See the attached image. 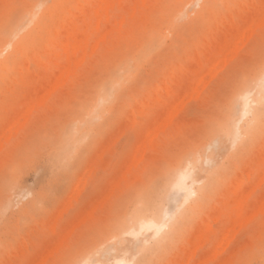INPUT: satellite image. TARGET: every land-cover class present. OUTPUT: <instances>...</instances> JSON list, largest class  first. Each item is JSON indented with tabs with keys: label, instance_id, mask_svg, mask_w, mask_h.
<instances>
[{
	"label": "rangeland",
	"instance_id": "obj_1",
	"mask_svg": "<svg viewBox=\"0 0 264 264\" xmlns=\"http://www.w3.org/2000/svg\"><path fill=\"white\" fill-rule=\"evenodd\" d=\"M98 1L0 0V264H264V118H243L239 145L222 130L241 89L256 94L264 0H110L97 30ZM73 26L88 39L68 57ZM188 160L182 206L162 185ZM147 203L175 216L168 234L130 236Z\"/></svg>",
	"mask_w": 264,
	"mask_h": 264
},
{
	"label": "bare ground",
	"instance_id": "obj_2",
	"mask_svg": "<svg viewBox=\"0 0 264 264\" xmlns=\"http://www.w3.org/2000/svg\"><path fill=\"white\" fill-rule=\"evenodd\" d=\"M129 1V0H128ZM133 1V0H132ZM46 5V4H45ZM47 6V5H46ZM92 6V5H91ZM110 6H111V4H110V0H99L98 1V4L96 5V6H92L91 8H95L94 9V14H96L97 16H99L100 17V19L98 20V25H97V30H99V28H100V24H101V21H102V16L106 13V14H108V12H107V10L110 8ZM38 7V6H37ZM43 8V7H42ZM35 9H39V8H35ZM41 9V8H40ZM42 10V9H41ZM184 12H186V10L184 11ZM184 12H183V15H185L186 16V13L184 14ZM205 12V11H204ZM193 13V12H192ZM30 14V13H29ZM194 14V13H193ZM41 15H42V13H41ZM37 16H39V14L37 15ZM254 17V16H253ZM35 18H36V16H35ZM259 24V23H258ZM28 25H29V23H28ZM253 25V24H252ZM260 25H261V23H260ZM228 26V25H227ZM258 26V25H257ZM228 27H230V25L228 26ZM24 28H26V27H24ZM109 28V27H108ZM249 28L251 29V25H250V27H248V29L247 30H249ZM31 29V28H30ZM21 30H23V29H21ZM246 30V29H245ZM14 31V30H13ZM29 31V30H28ZM27 31V32H28ZM77 32H78V30H75L74 29V26L73 27H68L67 29H66V41H65V43H64V49H65V51H66V53L68 54V57L71 55V54H73V53H76L80 48H82L83 47V44L85 43V41L84 40H87L88 39V35H87V33L85 32L84 34H85V39H80L81 38V36L79 37V39L77 38ZM233 32V31H232ZM248 32H250V30L249 31H247L246 33H248ZM251 32H252V30H251ZM20 33V32H19ZM243 33V32H242ZM17 34V33H16ZM252 34V33H251ZM243 35H245V31H244V33H243ZM12 36V35H11ZM23 36V35H22ZM248 36V35H247ZM251 36V35H250ZM250 36H248L247 37V40H248V38L250 37ZM17 37V36H16ZM103 37V36H102ZM241 37H242V35H241ZM240 37V38H241ZM244 37V36H243ZM246 37V36H245ZM230 38H231V36H230ZM104 39V38H103ZM222 40V39H221ZM241 40V39H240ZM240 40H236V41H240ZM235 41V42H236ZM243 41V38H242V40H241V42ZM98 42V41H97ZM219 42V41H218ZM244 42V41H243ZM11 43V42H10ZM96 43V42H95ZM237 43V42H236ZM234 44L233 46H235V48H231L232 49V51H233V49L235 50V52H238V45L237 44ZM239 43V42H238ZM246 43V42H245ZM93 44V43H92ZM96 44H98V43H96ZM96 44H95V48L97 47L96 46ZM214 44V43H213ZM2 45V44H1ZM237 45V46H236ZM243 45V44H242ZM33 46V45H32ZM94 46V45H93ZM212 46V45H211ZM213 47V46H212ZM221 48V47H220ZM236 48H237V51H236ZM91 50H93V48L91 49ZM7 51V50H6ZM5 51V52H6ZM86 53V52H85ZM229 54H231L230 52H228ZM3 54V53H2ZM2 54H0L1 56H2ZM85 55V54H84ZM197 55V54H196ZM225 55H227V54H225ZM233 55V54H232ZM209 56V55H208ZM214 57V56H213ZM234 57V56H233ZM215 58V57H214ZM223 58H226V56L225 57H223ZM69 59V58H68ZM83 60H84V58H82ZM80 60H81V58L78 60V65L80 64ZM83 60H82V62H83ZM218 60V59H217ZM201 62V61H200ZM217 62V61H216ZM76 63V62H75ZM222 63V62H221ZM176 64V63H175ZM217 64H219V63H217ZM217 64L216 63H214L213 64V68L215 69V65L217 66ZM222 64H224L225 65V62L223 61V63ZM227 64V63H226ZM196 65V64H195ZM68 66V65H67ZM70 67V63H69V66H68V68ZM211 69L210 68V70H211V72H212V74L210 75V74H206V75H210V76H214L213 75V73H214V69ZM70 69V68H69ZM68 69V70H69ZM67 70V69H66ZM213 70V71H212ZM61 72V71H60ZM62 72H64V71H62ZM70 72V71H69ZM209 72V71H208ZM58 73V72H57ZM66 73H68V72H66ZM59 74V73H58ZM204 74V73H203ZM215 75H216V73H214ZM61 75H63L62 73H61ZM60 75V76H61ZM126 76V75H125ZM202 77V80L204 81L205 79L203 78V76H201ZM206 77H208V76H206ZM205 77V78H206ZM223 77V76H222ZM59 78V77H58ZM54 79V78H53ZM60 79V78H59ZM207 79V78H206ZM212 79V78H211ZM201 78H200V81H198L199 83V85L201 84V85H203V86H205L204 84H202L201 83ZM58 81V80H57ZM57 81H56V83L55 84H57ZM211 81V80H210ZM205 82L207 83V80H205ZM209 82V81H208ZM197 83V82H196ZM195 83V84H196ZM205 83V84H206ZM60 85V82H59V84H58V86ZM192 85V84H191ZM207 85V84H206ZM190 87V86H189ZM195 88V90H194V92H197V89H198V85L197 86H195L194 87ZM193 88V89H194ZM254 88L256 89V94L254 95V96H252V91L254 90V89H250V88H247V87H243L242 89H241V91H240V93L238 94V96H237V98H236V100H239L240 101V109H239V111H238V113L236 114V115H234L233 114V112H230L229 114H228V116H227V119H226V121H225V124H224V126H223V134L225 135V136H227V138L230 140V142L232 143V145H239L240 144V142H243V141H245L244 140V135L245 134H248L246 131L244 132L243 131V129H242V125H241V121L243 120V118L245 117H247V115H249V114H251L252 115V117H251V121H250V126H249V129H248V131H251V132H253L257 127H258V124L262 121V118H264V68L256 75V78H255V83H254ZM53 89H54V87L52 88V91H53ZM189 89V88H188ZM190 90V89H189ZM49 91V90H48ZM51 91V90H50ZM188 91V90H187ZM46 92H47V90H46ZM46 92H44V93H46ZM193 92V93H194ZM183 93H184V91H183ZM183 93H181V94H183ZM200 93V92H199ZM199 93H198V95H199ZM50 94V93H49ZM44 95V94H43ZM43 95L40 97V99H43L42 97H43ZM197 95V96H198ZM181 96V95H180ZM186 96H187V94H186ZM192 95H190L189 94V97H191ZM45 97V96H44ZM188 97V96H187ZM181 99H182V96L180 97ZM179 98V99H180ZM39 99V98H38ZM37 99V100H38ZM39 99V102H41L42 100H40ZM182 101V103L181 104H184L185 102H184V99H182L181 100ZM38 102V105L40 104ZM43 102V101H42ZM184 102V103H183ZM105 103H107V102H105ZM178 102H175V104H177ZM180 103H178V105H177V107H176V105L174 106V107H176L177 108V110L179 111L180 109H178V106H179V104ZM183 106V105H182ZM164 109V108H163ZM171 109H172V107H171ZM170 109V110H171ZM162 110V109H161ZM165 110V109H164ZM167 110V109H166ZM173 111H175V109L174 110H171V114L169 113V112H167V111H165L164 113H168V115L169 116H173V115H175V113L173 112ZM178 111H177V113H178ZM26 112V111H25ZM96 112V111H95ZM163 112V111H162ZM161 112V113H162ZM173 112V113H172ZM94 114V113H93ZM173 114V115H172ZM25 115H27V114H24V117H26ZM165 115V114H164ZM28 116V115H27ZM168 116V117H169ZM164 117V116H163ZM27 118V117H26ZM25 118V119H26ZM173 118V117H172ZM20 119V118H19ZM19 119H17L18 121L17 122H19ZM166 120L168 121V119L166 118ZM27 120H25L24 122H26ZM159 121H162V119L161 120H159ZM167 121H165V122H167ZM16 122V121H15ZM163 122V123H162ZM161 123L162 124H164L165 122L164 121H162ZM21 123V122H20ZM23 123V122H22ZM159 124L158 126H161L162 124ZM14 124V123H13ZM12 123H11V125H13ZM20 125H22V124H20ZM166 125V124H165ZM164 125V126H165ZM157 126V125H156ZM157 126V127H158ZM10 127H12V126H10ZM13 127H15V126H13ZM17 127V126H16ZM159 128V127H158ZM157 128V133L156 134H158V129ZM151 129H153L152 127H151ZM150 129V130H151ZM162 129H164V127H162ZM11 130H12V128H11ZM76 130V129H75ZM74 130V131H75ZM9 132H10V130H9ZM152 130L150 131V132H148V134H149V136L150 135H152ZM154 133H155V131H153ZM151 133V134H150ZM78 134V133H77ZM148 134H147V137L145 138V139H148ZM157 135H155V137H156ZM151 137V142H152V136H150ZM146 141V140H145ZM149 141V142H150ZM240 141V142H239ZM150 142V143H151ZM142 143H143V141H142ZM141 143V144H142ZM143 145H144V143H143ZM145 145H146V143H145ZM140 146H142V145H140ZM139 146V147H140ZM133 147H135V146H133ZM138 147V148H139ZM145 147V146H144ZM142 148V147H141ZM146 148V147H145ZM257 148H259V147H257ZM140 149V148H139ZM142 150V149H141ZM144 151H145V149H143ZM142 154H144V153H142ZM262 154V153H261ZM135 156H136V154H135ZM143 156V155H142ZM139 159V158H138ZM131 160H134V159H131ZM127 162V161H126ZM193 162H194V160L193 161H191V160H188L185 164H182L181 166H179L178 168H176V169H174L173 171H171L170 172V174H169V176L166 178V180H165V182L163 183V185H162V189L164 190V192L166 193V191H168V190H171L172 192H174V191H182L184 194V200H183V203H182V206H184L187 202H188V199H190L191 197H193L196 193H197V190H196V188H195V182H196V180L194 179V177H193V175H192V168H193V166H192V164H193ZM165 163V162H164ZM132 165V164H131ZM123 166V165H122ZM136 166V165H135ZM130 167V166H129ZM132 167V166H131ZM131 167L129 168V170L131 169ZM247 169H249V168H247ZM142 173V172H141ZM242 175V174H241ZM248 176V175H247ZM261 176H263V175H261ZM124 177H126V172H125V175H124ZM243 177V176H242ZM264 177V176H263ZM244 178V177H243ZM249 178V177H248ZM263 179V178H262ZM121 180V179H120ZM119 180V181H120ZM238 181V180H237ZM200 183V182H199ZM198 183V184H199ZM236 184V183H235ZM240 184V183H239ZM252 187V186H251ZM246 188V187H245ZM250 188V187H249ZM251 189V188H250ZM249 189V190H250ZM252 189H253V187H252ZM174 190V191H173ZM248 190V189H247ZM236 191V190H235ZM172 192H170L169 193V195L172 193ZM246 193V192H245ZM250 193L251 192H249V195H250ZM108 195V194H107ZM167 196L166 198H168L167 200H169V198H170V196ZM242 195V194H241ZM248 195V194H247ZM264 195V194H263ZM196 196V195H195ZM239 197H244V196H239ZM248 197V196H247ZM263 197V196H262ZM76 198V197H75ZM104 199H105V197H103ZM71 199H72V197H71ZM71 199L69 200V201H71ZM107 199V198H106ZM260 199V198H259ZM263 199V198H262ZM190 201V200H189ZM260 201H262V200H260ZM242 202V201H241ZM263 202V201H262ZM68 203V202H67ZM66 204V203H65ZM168 204V203H167ZM260 204H262L261 202H260ZM194 205H195V203H194ZM263 205V204H262ZM97 206V205H96ZM241 206V208H240V214H242V212H244V205H240ZM237 207V206H236ZM180 208V207H179ZM261 208H262V206H261ZM91 211H93V210H91ZM103 211V210H102ZM148 211H150L151 212V214H150V216H147V212ZM62 212V211H61ZM166 212H168L167 211V209H166V207H165V212H164V214L162 213V215L159 213V210H158V208L156 207L155 208V206L153 207V204H150V203H147V205H145L143 208H142V210H140V211H138L134 216H133V218H132V225H130V226H128L129 227V229H128V231H129V233H130V236H131V234L132 235H135V236H140L141 234H143L144 232H146L147 233V231H152V233H151V235L152 236H154V237H157V236H159L160 234H162L164 231H165V233H167V231L168 230H170L169 228H171V226H170V224H169V222H168V220H170L172 217L174 218L175 216L173 215L171 218H168V214L166 213ZM251 212V211H250ZM257 213H258V210L256 211ZM92 212H90V214H91ZM253 213V212H252ZM61 214V213H60ZM89 214V215H90ZM63 215V214H62ZM249 215V214H248ZM247 216V215H246ZM258 216V215H257ZM264 218V217H263ZM85 219H86V217H85ZM85 219H83L82 221H85ZM172 220H174V219H172ZM171 220V221H172ZM216 220V219H215ZM233 220V219H232ZM211 222V221H210ZM242 223V222H241ZM240 222H239V224H240V227H241V224ZM130 224V223H129ZM231 225H232V223H231ZM234 226H235V224H233ZM231 227V226H230ZM236 227V226H235ZM239 227V228H240ZM168 228V229H167ZM233 228V227H232ZM53 229V228H52ZM69 229V228H68ZM166 229H167V231H166ZM55 230V229H54ZM73 230V228L70 230V231H72ZM233 230H234V228H233ZM257 230V229H256ZM64 231V230H63ZM66 231H67V229H66ZM70 231H68V232H70ZM228 231V232H227ZM227 231H226V235L224 236V238H226V240H227V234L228 233H230V229L228 230L227 229ZM258 231V230H257ZM55 232V231H54ZM203 232V231H202ZM236 232H237V230H236ZM71 233V232H70ZM129 233H128V235H129ZM168 234V233H167ZM166 234V235H167ZM231 234H233V233H231ZM125 235V234H124ZM127 235V234H126ZM166 235L164 236V238L166 237ZM196 235H197V233H196ZM70 236V235H69ZM231 236V235H230ZM234 236V235H233ZM61 237H63V236H60V238ZM67 237V235L65 234V238ZM133 237V236H132ZM153 237V238H154ZM204 237V236H203ZM223 238V239H224ZM63 240H65L64 238H62ZM62 239H59L60 240V242H63L62 241ZM199 239V238H198ZM192 240V239H191ZM191 240H190V242H191ZM194 240V239H193ZM231 240V239H230ZM230 240H228V241H230ZM227 241V242H228ZM145 242V241H144ZM204 242V239L202 240V241H199V245L200 244H202V243ZM119 243V242H118ZM145 243H147V242H145ZM219 243H222V242H219ZM218 243V244H219ZM59 244L60 243H58V244H56V245H52V247H53V252H54V249H58L57 247H59ZM148 244V243H147ZM193 244V243H192ZM229 244V243H228ZM58 245V246H57ZM199 245L198 246H196L197 248L199 247ZM220 245V247H221V244H219ZM225 245L227 246V244L225 243ZM54 246H56V247H54ZM215 246H216V244H215ZM225 246V247H226ZM49 247H51V246H49ZM51 247V248H52ZM115 247V246H114ZM224 247V248H225ZM218 247H216V249H217ZM244 248V247H243ZM215 249V250H216ZM48 251V250H47ZM46 251V252H47ZM50 251L52 252V250L50 249ZM192 251H194V250H192ZM45 252V253H46ZM188 252V251H187ZM210 252V251H209ZM43 254V256L46 258V254ZM192 253H194V252H192ZM195 253H196V249H195ZM217 253V251H214V255ZM50 254H52V253H50ZM209 254V253H208ZM188 255V254H187ZM195 255V254H194ZM217 255V254H216ZM215 255V256H216ZM47 256H49L48 254H47ZM52 256V255H51ZM189 256V255H188ZM44 257H43V261H45L44 260ZM90 257V256H89ZM135 258H136V256H134ZM191 257V256H190ZM206 257V256H205ZM204 257V258H205ZM41 258V257H40ZM40 258L39 259H37L38 261L40 260ZM91 258V257H90ZM223 258V257H222ZM92 259V258H91ZM203 260V259H202ZM223 260H224V258H223ZM134 261V258H130V257H128L127 256V254H125V253H122V254H120V255H117L116 257H115V261L113 262V264H132V262ZM144 261H145V259H139L138 260V263H136V264H143L144 263ZM188 261H189V258H188ZM37 261H35V263H36ZM202 262V261H201ZM39 262H37L36 264H38ZM41 264L43 263V262H40ZM74 264H92V263H90V260L88 259V258H85V259H82V260H80V261H78V262H76V263H74ZM97 264H102V263H100V262H98ZM197 264V263H196ZM202 264V263H201Z\"/></svg>",
	"mask_w": 264,
	"mask_h": 264
}]
</instances>
